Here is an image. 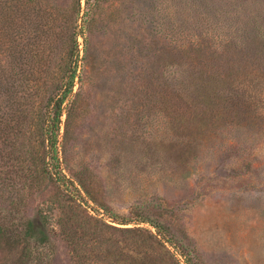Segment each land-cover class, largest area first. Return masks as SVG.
<instances>
[{"label":"trees","instance_id":"obj_1","mask_svg":"<svg viewBox=\"0 0 264 264\" xmlns=\"http://www.w3.org/2000/svg\"><path fill=\"white\" fill-rule=\"evenodd\" d=\"M254 80L264 0H0V246L17 251L12 264H54L57 239L70 264H181L152 205L121 216L72 166L78 114L103 90L115 106L159 107L191 137L246 115Z\"/></svg>","mask_w":264,"mask_h":264},{"label":"rangeland","instance_id":"obj_2","mask_svg":"<svg viewBox=\"0 0 264 264\" xmlns=\"http://www.w3.org/2000/svg\"><path fill=\"white\" fill-rule=\"evenodd\" d=\"M254 84L246 115L191 137L160 117L159 107L115 106L99 90L78 114L68 159L90 169L117 214L152 205L182 245L171 248L181 264H264V81ZM155 204L170 210L160 213ZM54 249V264H70L65 242L57 239ZM9 250L0 246V264L15 260L17 251Z\"/></svg>","mask_w":264,"mask_h":264}]
</instances>
